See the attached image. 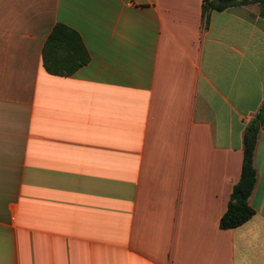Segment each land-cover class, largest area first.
I'll return each mask as SVG.
<instances>
[{"label":"crops","instance_id":"crops-1","mask_svg":"<svg viewBox=\"0 0 264 264\" xmlns=\"http://www.w3.org/2000/svg\"><path fill=\"white\" fill-rule=\"evenodd\" d=\"M0 0V264H264L255 215L222 230L244 133L264 105L258 6ZM57 25L89 55L49 74Z\"/></svg>","mask_w":264,"mask_h":264},{"label":"trees","instance_id":"trees-1","mask_svg":"<svg viewBox=\"0 0 264 264\" xmlns=\"http://www.w3.org/2000/svg\"><path fill=\"white\" fill-rule=\"evenodd\" d=\"M202 16L208 27L210 16L234 7L258 6L260 17L264 18V0H202ZM89 62V55L80 36L64 25H57L44 48L43 63L46 71L55 76H71ZM264 127V105L247 125L244 133V158L241 178L234 186L228 209L222 216L220 228L231 230L251 220L255 211L249 204L256 182L254 165L259 134Z\"/></svg>","mask_w":264,"mask_h":264}]
</instances>
